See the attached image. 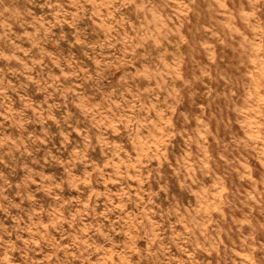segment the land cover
I'll list each match as a JSON object with an SVG mask.
<instances>
[{
	"label": "rangeland",
	"instance_id": "rangeland-1",
	"mask_svg": "<svg viewBox=\"0 0 264 264\" xmlns=\"http://www.w3.org/2000/svg\"><path fill=\"white\" fill-rule=\"evenodd\" d=\"M0 264H264V0H0Z\"/></svg>",
	"mask_w": 264,
	"mask_h": 264
}]
</instances>
